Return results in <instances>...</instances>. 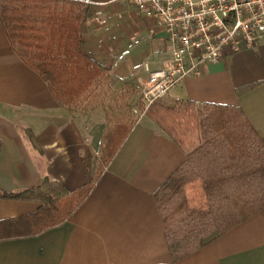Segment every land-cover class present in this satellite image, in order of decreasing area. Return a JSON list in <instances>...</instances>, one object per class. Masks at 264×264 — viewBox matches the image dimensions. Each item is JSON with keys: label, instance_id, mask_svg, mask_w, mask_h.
I'll return each instance as SVG.
<instances>
[{"label": "crops", "instance_id": "obj_1", "mask_svg": "<svg viewBox=\"0 0 264 264\" xmlns=\"http://www.w3.org/2000/svg\"><path fill=\"white\" fill-rule=\"evenodd\" d=\"M89 5L83 50L119 80L140 84L162 67L170 45L122 0ZM141 86V84H140ZM166 100L240 107L264 147V43L225 52ZM106 126L101 107L69 110L13 50L0 20V264H264V209L174 260L155 193L187 152L142 115L84 204L63 225L25 237L36 201L5 198L45 177L74 191L93 180Z\"/></svg>", "mask_w": 264, "mask_h": 264}, {"label": "trees", "instance_id": "obj_2", "mask_svg": "<svg viewBox=\"0 0 264 264\" xmlns=\"http://www.w3.org/2000/svg\"><path fill=\"white\" fill-rule=\"evenodd\" d=\"M88 14L89 5L75 0H0V20L13 50L69 110L103 107L101 97L120 82L82 48ZM135 106L187 152L185 162L155 193L174 260L264 209V147L240 107L158 100L145 108L139 97ZM131 108L115 115L104 107L101 162L90 183L69 191L45 177L36 188L4 195L41 204L21 219L23 236L63 225L84 204L100 171L138 122Z\"/></svg>", "mask_w": 264, "mask_h": 264}, {"label": "built area", "instance_id": "obj_3", "mask_svg": "<svg viewBox=\"0 0 264 264\" xmlns=\"http://www.w3.org/2000/svg\"><path fill=\"white\" fill-rule=\"evenodd\" d=\"M161 33L170 55L158 70L145 71L138 95L149 107L189 76L201 75L225 52L264 43V0H122Z\"/></svg>", "mask_w": 264, "mask_h": 264}, {"label": "rangeland", "instance_id": "obj_4", "mask_svg": "<svg viewBox=\"0 0 264 264\" xmlns=\"http://www.w3.org/2000/svg\"><path fill=\"white\" fill-rule=\"evenodd\" d=\"M124 82H127L128 84L123 85ZM132 80H126V81H120L116 86L108 87L107 95L104 97H101V101L104 102V106L101 107L103 111H105V120H106V110H104V107H108L110 114L120 115V114H127L128 109L130 106L133 108L132 115L134 118L139 119L142 117V113L137 107L135 106L137 98H141L139 92L141 91L140 84L137 82H134L135 87L133 85ZM130 84L132 87H130ZM167 96V95H166ZM166 96L162 100L168 105H173L175 102H170L166 100ZM145 108H148L147 105L144 103ZM100 107V106H99ZM128 107V108H127ZM131 108V109H132ZM91 106H86L85 108L80 110V113H85L90 111ZM144 116V115H143ZM145 117V116H144ZM100 157L97 160V167L100 166ZM95 174H93V177Z\"/></svg>", "mask_w": 264, "mask_h": 264}]
</instances>
